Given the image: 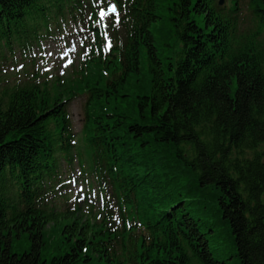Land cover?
<instances>
[{"label":"trees","instance_id":"1","mask_svg":"<svg viewBox=\"0 0 264 264\" xmlns=\"http://www.w3.org/2000/svg\"><path fill=\"white\" fill-rule=\"evenodd\" d=\"M0 264H264V0H0Z\"/></svg>","mask_w":264,"mask_h":264},{"label":"rangeland","instance_id":"2","mask_svg":"<svg viewBox=\"0 0 264 264\" xmlns=\"http://www.w3.org/2000/svg\"><path fill=\"white\" fill-rule=\"evenodd\" d=\"M78 49L79 44L74 36L70 37L66 43L62 39L47 41L40 53L39 51H36L37 55L40 54L38 58V66L41 67V73H46L49 79H53L59 75L64 77L67 75L74 78L72 71L75 64H73V62H75L79 56ZM19 59L21 60V57H19ZM20 62L23 63L22 65L24 67L30 66V64H24L23 61ZM22 65L20 64L15 67L13 72H17V70L22 71ZM84 109V97L79 96L71 99L69 111L73 121L74 130L78 134H80L82 128ZM63 168V171H65L63 181L67 182L65 190L68 191L67 196H69L70 200L68 199L67 202L65 198L57 199L54 197L52 201L55 200L56 206H58L59 209H63L67 204L87 199L83 202V206H89L91 203L95 204L96 208L101 207L102 200H100V192L97 184L89 174H85L77 161L74 160L71 167L64 166ZM87 201L90 203H87Z\"/></svg>","mask_w":264,"mask_h":264},{"label":"water","instance_id":"3","mask_svg":"<svg viewBox=\"0 0 264 264\" xmlns=\"http://www.w3.org/2000/svg\"><path fill=\"white\" fill-rule=\"evenodd\" d=\"M221 2L223 3V0H221ZM112 8H115V11H110V9ZM108 12H113V13H116L117 12V4L116 3H112L110 6H109V9H108Z\"/></svg>","mask_w":264,"mask_h":264},{"label":"snow or ice","instance_id":"4","mask_svg":"<svg viewBox=\"0 0 264 264\" xmlns=\"http://www.w3.org/2000/svg\"><path fill=\"white\" fill-rule=\"evenodd\" d=\"M110 11H115V8H112V9H110ZM103 16H104V13L103 12H101V17L103 18Z\"/></svg>","mask_w":264,"mask_h":264}]
</instances>
